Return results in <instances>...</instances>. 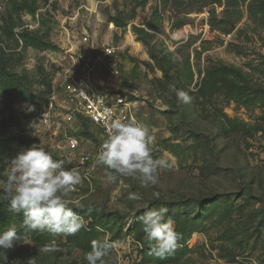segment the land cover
<instances>
[{
  "label": "rangeland",
  "instance_id": "1",
  "mask_svg": "<svg viewBox=\"0 0 264 264\" xmlns=\"http://www.w3.org/2000/svg\"><path fill=\"white\" fill-rule=\"evenodd\" d=\"M27 1L35 15H12L15 33L48 34L55 46L87 33L95 47L118 49L119 89L136 101L137 118L154 136L152 155L169 167L149 187L132 177L110 180L101 165L78 168L79 154L101 144L94 126L72 132L79 147L70 152L61 130L39 126L35 105L45 104L15 100L9 107L0 98V194L7 160L41 143L65 168L79 169L82 182L68 198L86 222L75 235L45 233L44 242L17 233L15 223L10 227L19 238L0 250V264L34 257L36 264H88L92 241L106 238L113 247L105 264H264V93L255 91L264 90V0ZM8 3L0 0L1 27L10 24ZM4 47L14 55V72L44 91L39 69L51 75L55 54L12 41ZM173 84L188 92L190 103L178 102ZM53 121L63 125L60 117ZM130 193L139 199L129 200ZM145 206L167 207L165 219L179 233L165 259L154 256L142 231Z\"/></svg>",
  "mask_w": 264,
  "mask_h": 264
},
{
  "label": "clouds",
  "instance_id": "2",
  "mask_svg": "<svg viewBox=\"0 0 264 264\" xmlns=\"http://www.w3.org/2000/svg\"><path fill=\"white\" fill-rule=\"evenodd\" d=\"M169 88L178 102H191L192 97L188 92L177 89L174 84ZM107 127V136L96 154V164L108 170L110 180L125 176L138 180L143 187L156 185L159 170L169 167V161L152 155L154 136L150 134L148 126L135 119L125 121L114 118ZM6 168L5 188L0 194V201H8L13 213L23 212L22 226L26 232L69 236L85 227L84 217L74 211L68 198L82 182L78 168H65L64 160L54 159L41 143L32 144L8 159ZM128 199L137 200L139 197L130 193ZM167 212L168 208L164 206H145L140 218L145 238L150 244L154 243L153 254L159 259L171 255L179 239L174 221L165 219ZM18 238L15 227L0 232V250L11 249ZM111 247L113 245L107 238L104 241L93 240L92 249L85 254V259L88 264H105L104 257ZM55 250L49 247L41 249L43 252ZM28 264H36L35 257Z\"/></svg>",
  "mask_w": 264,
  "mask_h": 264
},
{
  "label": "built area",
  "instance_id": "3",
  "mask_svg": "<svg viewBox=\"0 0 264 264\" xmlns=\"http://www.w3.org/2000/svg\"><path fill=\"white\" fill-rule=\"evenodd\" d=\"M56 47L57 50L45 51L52 52L58 59L50 63L48 102L42 107L35 105L40 114L39 126L46 127L47 131L51 128L57 132L61 130L66 148L75 152L79 143L72 132L81 129L83 120L94 126L101 142L107 136V125L112 119L139 121L134 111L136 101L129 98L131 94L120 91L117 84L124 73L117 48L109 45L95 47L87 33H82L73 42L68 37ZM59 117L63 125L53 121ZM99 146L92 152L79 154L77 167L96 166Z\"/></svg>",
  "mask_w": 264,
  "mask_h": 264
},
{
  "label": "trees",
  "instance_id": "4",
  "mask_svg": "<svg viewBox=\"0 0 264 264\" xmlns=\"http://www.w3.org/2000/svg\"><path fill=\"white\" fill-rule=\"evenodd\" d=\"M9 16L10 24L8 26H0V98L5 100L7 106L11 107V104L15 100L23 102H31L33 104L43 105L47 104L48 97L51 93L50 85V73L46 72L44 67L39 69L42 78L45 79V90L35 91L32 90V83L28 82V76L26 74L19 75L14 72L11 64L13 63L14 55L7 52L8 49L4 47L5 41H12L21 49H33L41 52L54 51L57 47L50 41L48 34H40L37 32H30L26 29H21L15 33V28L19 27L13 23L12 15H21L26 13L34 16L36 8H34L27 0H9ZM256 92L264 93L262 89H255ZM132 99V96L129 95ZM4 110L0 104V117L3 115ZM88 124L86 121H82L81 129L78 131L83 134V124ZM2 156V147L0 146V157ZM10 209V203L8 201L0 203V232L6 231L11 225L19 223L17 233L30 234L35 241L44 242L45 233L38 232H26V229L22 226L24 219L23 212L13 213Z\"/></svg>",
  "mask_w": 264,
  "mask_h": 264
}]
</instances>
